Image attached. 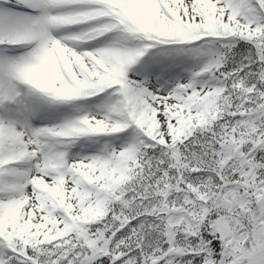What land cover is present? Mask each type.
<instances>
[{"label": "snow or ice", "instance_id": "1", "mask_svg": "<svg viewBox=\"0 0 264 264\" xmlns=\"http://www.w3.org/2000/svg\"><path fill=\"white\" fill-rule=\"evenodd\" d=\"M0 264H264V0H0Z\"/></svg>", "mask_w": 264, "mask_h": 264}]
</instances>
